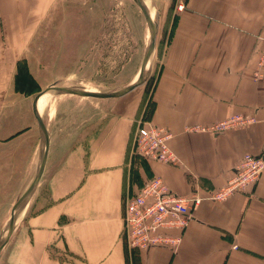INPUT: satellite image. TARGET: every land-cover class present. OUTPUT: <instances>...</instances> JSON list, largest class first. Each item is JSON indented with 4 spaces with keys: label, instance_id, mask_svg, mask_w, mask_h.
<instances>
[{
    "label": "crops",
    "instance_id": "1",
    "mask_svg": "<svg viewBox=\"0 0 264 264\" xmlns=\"http://www.w3.org/2000/svg\"><path fill=\"white\" fill-rule=\"evenodd\" d=\"M60 1L0 0V216L11 211L39 164L33 100L29 110L13 113L9 91L39 20ZM177 2L184 5L177 20L158 25L150 115L142 98L126 95L83 112L85 133L77 142L60 140L47 126L45 171L7 245V264H264V172L249 192L204 200L184 230L164 231L181 237L176 250H130L123 235L125 200L147 180L159 177L181 196L194 190L205 196L227 184L243 156L264 154V71L255 79L264 51V0ZM58 106L53 113L65 120L70 113ZM235 115L255 122L220 135L187 130ZM140 119L172 132L177 164L132 156Z\"/></svg>",
    "mask_w": 264,
    "mask_h": 264
},
{
    "label": "rangeland",
    "instance_id": "2",
    "mask_svg": "<svg viewBox=\"0 0 264 264\" xmlns=\"http://www.w3.org/2000/svg\"><path fill=\"white\" fill-rule=\"evenodd\" d=\"M146 1L152 5L151 12L158 25L162 20H177L181 12L179 5L183 4H178L177 0ZM158 39L157 34L156 44ZM147 45V25L134 0H61L44 20H39V32L34 35L27 59L19 66L14 86L9 91L13 113L29 110L33 98L56 82L60 86L74 85L98 91L125 87L138 74ZM158 65V61L153 62L147 83L127 95L134 101L142 98L145 114L150 108ZM51 100L42 115L49 130L59 132V139L65 142L82 140L85 131L79 125L83 112L103 110L112 104L73 96H55ZM57 106L58 112L70 113V116L62 120L54 115ZM9 215L10 211L0 216V231ZM7 248L0 264H7Z\"/></svg>",
    "mask_w": 264,
    "mask_h": 264
},
{
    "label": "built area",
    "instance_id": "3",
    "mask_svg": "<svg viewBox=\"0 0 264 264\" xmlns=\"http://www.w3.org/2000/svg\"><path fill=\"white\" fill-rule=\"evenodd\" d=\"M184 8L179 5V11ZM255 79L264 71V51L260 52ZM254 118L241 115L207 126H192L189 132H205L220 135L229 130L254 123ZM172 132L149 120L140 119L132 140V156L167 165L178 163V157L170 148ZM264 172V154L245 155L232 177L222 188L202 196L194 190L187 196L173 192L159 177L147 180L139 190L125 200L123 235L130 250L149 251L155 247H169L176 250L181 237L165 234L167 230H184L190 223L192 211L204 200L224 202L236 193H247L254 188ZM236 245L233 249H237Z\"/></svg>",
    "mask_w": 264,
    "mask_h": 264
},
{
    "label": "water",
    "instance_id": "4",
    "mask_svg": "<svg viewBox=\"0 0 264 264\" xmlns=\"http://www.w3.org/2000/svg\"><path fill=\"white\" fill-rule=\"evenodd\" d=\"M135 4L140 9L144 20L147 25L148 30V45L145 50L140 70L136 77L131 83L125 87L115 90V91H98L87 89L80 86H60L59 82H56L42 92L38 93L32 102V115L34 121L37 125V130L39 134V151H38V168L31 181L29 182L26 190L21 193V196L13 204L10 211L9 218L7 219L5 225L0 231V258L4 252V249L11 240L14 231L16 230L18 224L20 223L22 217L24 216L28 206L35 197V194L39 188L40 182L42 180L45 167L47 164L49 149H50V131L46 130L41 122L38 115V104L41 98L55 97V96H73L79 98L97 99V100H111L124 97L139 87H142L147 83L151 76V69L156 55V38L158 34V22L153 17L151 8L147 5L146 0H134Z\"/></svg>",
    "mask_w": 264,
    "mask_h": 264
},
{
    "label": "bare ground",
    "instance_id": "5",
    "mask_svg": "<svg viewBox=\"0 0 264 264\" xmlns=\"http://www.w3.org/2000/svg\"><path fill=\"white\" fill-rule=\"evenodd\" d=\"M50 99H51V97L45 96V97L40 99L39 104H38V115H39L41 122H42V124L46 130H48V127H47V124H46L45 119L43 118L42 114H43L44 110L49 106Z\"/></svg>",
    "mask_w": 264,
    "mask_h": 264
},
{
    "label": "trees",
    "instance_id": "6",
    "mask_svg": "<svg viewBox=\"0 0 264 264\" xmlns=\"http://www.w3.org/2000/svg\"><path fill=\"white\" fill-rule=\"evenodd\" d=\"M150 104V103H149ZM143 106H144V102H141V109L143 108ZM151 109H152V105L150 104V108L146 111V114L148 115H150L151 114ZM147 119H148V116H147Z\"/></svg>",
    "mask_w": 264,
    "mask_h": 264
}]
</instances>
